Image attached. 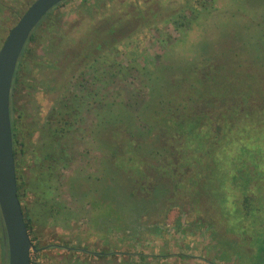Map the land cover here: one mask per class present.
<instances>
[{
	"label": "trees",
	"instance_id": "obj_1",
	"mask_svg": "<svg viewBox=\"0 0 264 264\" xmlns=\"http://www.w3.org/2000/svg\"><path fill=\"white\" fill-rule=\"evenodd\" d=\"M67 1L51 9L31 33L11 91L18 194L30 233L35 222L54 215L56 184L61 169L72 159L70 139L92 115L84 132L91 149L100 153L99 167L85 177L79 171L67 182L77 197L78 191H73L85 180H93L90 189L79 193L91 200L96 227L103 217L108 234L115 228L138 233L144 218L150 220L158 213L166 216L179 208L199 214L200 223L217 241L214 244L220 259L243 256L241 250H235L238 244L231 237L237 233L234 223L259 220L264 209V147L259 144V140L264 143L260 137L264 136L260 127L264 119L256 122L258 127L251 122L252 113H264V97L256 99L247 92L250 81L264 88V36L247 35L251 48L245 52L235 46L221 49L207 43L191 61L173 54L166 63L142 65L135 53L127 54L132 59L127 65L117 59L121 54L118 45H128L142 28L154 25L159 11L130 5L128 9L109 10L84 28L85 18L79 17L66 29L59 8ZM249 2L263 11L264 0ZM202 7L207 13L213 9L207 4ZM5 8L0 0V12ZM201 12L187 1L169 20L182 32ZM73 27L81 32L73 35ZM40 29L49 35L46 50L55 52L53 58L35 53L32 44ZM135 67L140 72L139 86L125 84L114 86L112 92L103 91L114 80L108 74L124 79L127 69ZM258 68L263 76L256 80L251 72ZM40 69L51 70L52 77L44 80L34 76L38 87L59 90L67 84L75 91L58 98L44 118L38 109L28 121V113L17 104V94L25 76L29 80V74ZM237 79L240 85H232ZM26 161L30 163L25 175L22 167ZM102 202H107L108 214L96 217ZM0 222V264H8L1 212ZM258 231L263 246L264 223L258 224ZM35 247L37 253L43 249L40 244ZM46 248L85 252L67 244H48ZM95 255L126 257L121 264H151L145 261L148 254L128 246H114ZM134 256L140 262H135ZM255 256L261 264L264 251L258 250Z\"/></svg>",
	"mask_w": 264,
	"mask_h": 264
},
{
	"label": "rangeland",
	"instance_id": "obj_2",
	"mask_svg": "<svg viewBox=\"0 0 264 264\" xmlns=\"http://www.w3.org/2000/svg\"><path fill=\"white\" fill-rule=\"evenodd\" d=\"M2 1L6 8L0 12V47L9 30L34 0ZM187 1L202 12L193 21L189 29L182 32L177 31L169 19ZM203 4L213 6L210 13L203 11ZM130 5H138L143 8L151 7L159 11V15L154 25L142 28L128 41V45L126 42L118 45L121 54L117 59L127 65L132 60L130 57V59L128 58L131 56L129 54L135 53L138 62L142 65L166 63L168 56H173V54L191 61L198 56L200 48L206 46L207 43L221 49L235 46L237 49L243 48V52H245L251 48V45L246 43L247 35L258 37L262 34L264 36V20L261 21L264 18V9L263 11L261 7V9H257L258 7H254L249 0H69L59 8V11L63 16L64 28L70 29L79 17L85 18V25L82 27L84 28L105 12L128 9ZM87 7L90 8L91 12L87 11ZM94 13L95 15L92 16ZM80 32L81 28L73 27V35ZM205 40L209 42H204ZM48 41L49 35L44 29H40L38 30V38L32 45L35 53L53 58L55 52L48 53L46 50ZM253 50L258 51L254 46ZM248 56L249 59H252L251 55ZM254 59L257 58L254 56ZM251 73L255 75L256 80L262 79L263 73L260 68ZM108 75L112 76L115 81L112 79L114 83L110 82L109 86L103 90L105 92L110 90L112 92L114 86L118 85L125 86L127 84L131 87L140 85V72L137 67L128 68L124 79L121 75L119 77L113 76L111 73ZM34 76L49 80L52 77V71L40 69L39 73L29 74V80L26 75L24 84L19 86L17 104L28 113V121L33 120L37 115L35 111L38 109L42 111L41 114L46 115L58 98L68 92L75 91L73 85L67 84L59 90L58 88L56 90L42 89L33 82ZM252 82L254 81H250L251 88L247 92L253 93L251 95L256 96V99H261L264 97V88H258ZM231 84L240 85V79H237L236 82L232 81ZM124 96L125 94H123ZM43 115L40 117L42 118ZM261 116L264 117L263 112L252 113L251 122L255 127H258L256 123L258 120L264 119ZM88 118L89 121L87 120L86 124H82L83 127L81 126L77 134L70 139V144L73 147L70 150L72 159L64 169H61L62 176L59 177L56 184L57 189L54 196L57 204L54 207V215L49 216L45 221L41 219L39 222H35L31 237L34 235L36 239L33 242L42 246L60 243L67 244L69 247L81 246L90 252L85 251L79 255L74 253V250L70 252L68 249L45 248L38 253L33 250L31 258L33 257L34 264H121L126 257L99 258L93 254L95 251H105L114 246L120 248L134 247L137 251L148 254L149 257L145 261L151 264H211L212 261L216 264H254L256 252L258 250L264 251V245H261V235H259L261 231H258V224L264 223V209L259 220L252 221L250 218L251 220L248 221L240 222L239 220L234 223L237 233L231 237L238 244L235 250H241L244 255H231L228 260H220V252L214 244L217 241L214 242L206 225L200 223L197 212L174 208L166 216L159 215L160 213L155 214L150 220L144 218L138 233L130 230L123 233L117 231L116 228L109 234L105 233V229L103 232L99 231V226L96 227L91 219L90 205L87 204H90L91 200L86 202L79 193L90 189L94 184L93 180L90 178L85 180L78 190L73 191H78L77 197L72 195L67 182L68 178L76 175L79 171L85 177L95 174L99 167L100 153L91 149L88 145L89 137L84 132L86 126L91 122L92 115ZM260 127L264 129V122L261 123ZM259 141L260 146L264 147V143ZM29 163L30 161L23 164L22 173L25 175L28 172ZM262 183L264 184V181ZM97 216L98 214H96ZM158 220L159 223L154 224ZM232 253L235 251L232 250ZM182 254L188 256L184 257ZM134 261L140 262V258L134 256Z\"/></svg>",
	"mask_w": 264,
	"mask_h": 264
},
{
	"label": "water",
	"instance_id": "obj_3",
	"mask_svg": "<svg viewBox=\"0 0 264 264\" xmlns=\"http://www.w3.org/2000/svg\"><path fill=\"white\" fill-rule=\"evenodd\" d=\"M65 0H34L9 30L0 47V212L8 264H32L36 250L18 194L11 122V91L21 53L44 16Z\"/></svg>",
	"mask_w": 264,
	"mask_h": 264
},
{
	"label": "flooded vegetation",
	"instance_id": "obj_4",
	"mask_svg": "<svg viewBox=\"0 0 264 264\" xmlns=\"http://www.w3.org/2000/svg\"><path fill=\"white\" fill-rule=\"evenodd\" d=\"M173 23V22H172ZM173 26H174V24H173ZM177 30V29H176ZM178 31V30H177ZM138 60V59H137ZM40 115H43V114H40ZM45 117V115H43L42 116V118H44ZM82 177H84V176H82ZM73 195V194H72ZM82 199H85V201L86 202H88L87 200H86V198L84 197V196H80ZM96 197H99V199H100V196L99 195H96ZM90 202V201H89ZM88 205H90V209H91V219H93V217H92V214H94L93 212L95 211V209L93 208V205H92V203H87ZM109 211V207H108V204H107V202H102V208H99V209H97L96 210V212H97V214L99 215V216H101V215H105L107 212ZM108 214V213H107ZM107 216V215H106ZM100 222H101V224L99 225V227H98V230L100 231H104V229L106 230L105 231V233H107V231H108V226H106V222L104 223V219H103V217L101 218V220H100ZM31 234V233H30ZM32 235V234H31ZM32 238V241H34L33 240V237H31ZM35 245H36V243H34ZM52 244H59V245H62V244H60V243H52ZM68 246V245H67ZM46 247H48V244L47 245H44L43 246V249H45ZM69 247V246H68ZM73 247V246H72ZM71 247V248H72ZM79 248H84V247H81V246H79ZM50 249H52V248H50ZM59 250V249H58ZM84 250L86 251V252H90L89 250H86V248H84ZM35 251V250H34ZM36 252V251H35ZM99 252H103V251H95V252H93V254H95V253H99ZM97 256V255H96ZM188 256V255H187ZM255 258V261H254V264H257V257L255 256L254 257ZM32 260L34 261V259H33V257L31 258V263H32ZM220 260H222V259H220ZM33 264V263H32ZM214 264H216V262H214ZM261 264H264V256H263V261H262V263Z\"/></svg>",
	"mask_w": 264,
	"mask_h": 264
}]
</instances>
